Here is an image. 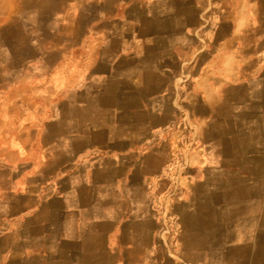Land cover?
Wrapping results in <instances>:
<instances>
[{"label": "crops", "instance_id": "0c3cea01", "mask_svg": "<svg viewBox=\"0 0 264 264\" xmlns=\"http://www.w3.org/2000/svg\"><path fill=\"white\" fill-rule=\"evenodd\" d=\"M96 2L76 56L57 64L65 80L0 88L1 137L18 139L0 156L18 204L46 192L48 240L99 243L77 256L154 264L152 212L173 187L171 160L176 264H264V77L247 50L246 0ZM40 14L0 0V34L15 32L18 47L23 18ZM73 209L79 218L54 219Z\"/></svg>", "mask_w": 264, "mask_h": 264}, {"label": "rangeland", "instance_id": "374dc122", "mask_svg": "<svg viewBox=\"0 0 264 264\" xmlns=\"http://www.w3.org/2000/svg\"><path fill=\"white\" fill-rule=\"evenodd\" d=\"M29 3L34 4L41 14L37 17L28 16L23 18V34L19 33V37L22 36V38L20 37L22 39L21 44L18 43V47H15L14 40L17 35L12 30H6L0 34V78L5 80V83L0 84L2 89L12 90L15 88L16 81H19L17 88L30 90L32 85L29 79L32 78L39 85L38 88L44 90L50 83L48 76L53 74L56 77L55 80H65L67 74L63 68H57V64L65 61L66 57L76 56L75 53L73 54V48L79 44L80 40L85 41V39H82L83 33L81 31L86 23L89 25L95 21V16L98 13L97 5H99L96 0H29ZM246 8L248 12L247 23L251 32L249 38L251 46L247 50L252 48L254 52L253 59L256 57L257 63L253 66L254 70L258 69L256 75L264 77V0H246ZM69 26H71L70 29ZM256 48L257 55L255 54ZM58 73H61L60 78H58ZM42 95L45 94L42 93ZM40 110L42 111V109ZM0 116L6 117V115ZM7 116L5 119L7 123H10V120L14 122V114ZM14 125L12 124L13 128H15ZM13 131L9 130L8 132L9 140L7 141L9 143H11L12 138L16 142L18 141L14 136L11 137L10 134ZM16 136L22 138L23 132L16 134ZM1 141L7 142L5 137L2 138L0 134V146ZM173 163L169 160L166 170H169L167 180L172 181L173 187L171 190L174 189L173 195H175L177 191L176 181L178 183L180 181L178 178H172L171 173L176 175L180 174L181 171H177V169L170 170ZM11 165H13L12 162L1 160L0 156V264L119 263L118 259L112 257L77 256L84 253L80 246H84L88 251L86 253L95 252L92 249L99 243L91 239L87 243L48 240L49 227L46 223L50 218H48L46 210H43L48 205L47 193L45 192L42 195L31 193L27 200H25V193L21 194L20 199L24 197L23 201H25L23 205H34L29 209H22L21 203L18 204V197L15 193L17 179L14 178L15 170L10 169ZM186 181L187 179H185ZM171 190L160 198L162 209L156 208L154 210L153 208L152 212L153 217L156 218L155 223H159L158 226L161 223V238H159L157 229L155 230L153 243L155 249L153 250L157 257L153 259L154 264H165L166 261L168 264L171 261L175 264L176 262L180 263L181 246L177 239V228L173 226L175 216L172 208V193H169ZM148 197H153V195L149 193ZM77 211L74 209L65 210L62 215H54L56 217L54 219L58 220V217L65 216L69 219L79 218L81 213ZM107 216H111L110 210H108ZM157 218L160 220L158 221ZM93 238L96 237L93 236ZM77 248L80 250H77ZM133 260L135 264H143L145 261V259L137 257Z\"/></svg>", "mask_w": 264, "mask_h": 264}]
</instances>
